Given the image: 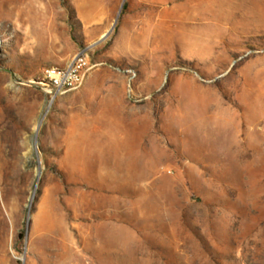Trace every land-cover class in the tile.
<instances>
[{"label":"rangeland","instance_id":"374dc122","mask_svg":"<svg viewBox=\"0 0 264 264\" xmlns=\"http://www.w3.org/2000/svg\"><path fill=\"white\" fill-rule=\"evenodd\" d=\"M0 264H264V0H0Z\"/></svg>","mask_w":264,"mask_h":264},{"label":"built area","instance_id":"2783aa9c","mask_svg":"<svg viewBox=\"0 0 264 264\" xmlns=\"http://www.w3.org/2000/svg\"><path fill=\"white\" fill-rule=\"evenodd\" d=\"M89 67L88 55L79 53L64 67L50 66L44 68L37 79V83L54 92L76 89L83 83Z\"/></svg>","mask_w":264,"mask_h":264}]
</instances>
